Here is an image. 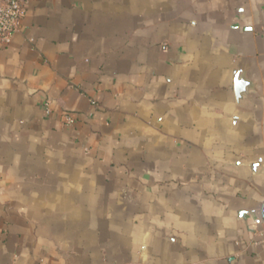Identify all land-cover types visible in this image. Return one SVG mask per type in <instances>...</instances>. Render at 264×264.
Returning a JSON list of instances; mask_svg holds the SVG:
<instances>
[{
  "label": "crops",
  "instance_id": "1",
  "mask_svg": "<svg viewBox=\"0 0 264 264\" xmlns=\"http://www.w3.org/2000/svg\"><path fill=\"white\" fill-rule=\"evenodd\" d=\"M24 3L0 264H264V0Z\"/></svg>",
  "mask_w": 264,
  "mask_h": 264
},
{
  "label": "built area",
  "instance_id": "2",
  "mask_svg": "<svg viewBox=\"0 0 264 264\" xmlns=\"http://www.w3.org/2000/svg\"><path fill=\"white\" fill-rule=\"evenodd\" d=\"M25 14L24 0H0V44L9 46L14 36L20 31ZM68 124L73 123L71 117H67ZM262 223L257 219L256 226Z\"/></svg>",
  "mask_w": 264,
  "mask_h": 264
},
{
  "label": "water",
  "instance_id": "3",
  "mask_svg": "<svg viewBox=\"0 0 264 264\" xmlns=\"http://www.w3.org/2000/svg\"><path fill=\"white\" fill-rule=\"evenodd\" d=\"M236 93L239 96L241 94V92L243 91V87L241 82H239V79H236Z\"/></svg>",
  "mask_w": 264,
  "mask_h": 264
}]
</instances>
